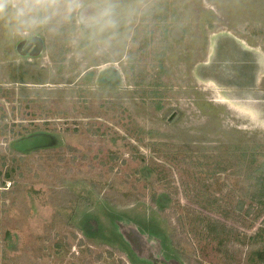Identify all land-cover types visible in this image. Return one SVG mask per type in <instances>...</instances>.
I'll list each match as a JSON object with an SVG mask.
<instances>
[{"label": "rangeland", "instance_id": "obj_1", "mask_svg": "<svg viewBox=\"0 0 264 264\" xmlns=\"http://www.w3.org/2000/svg\"><path fill=\"white\" fill-rule=\"evenodd\" d=\"M186 1L30 0L20 17L3 0L0 264H245L263 245L258 173L219 158L238 129L264 161V0ZM28 34L39 57L16 52ZM213 219L244 240L202 249Z\"/></svg>", "mask_w": 264, "mask_h": 264}, {"label": "trees", "instance_id": "obj_2", "mask_svg": "<svg viewBox=\"0 0 264 264\" xmlns=\"http://www.w3.org/2000/svg\"><path fill=\"white\" fill-rule=\"evenodd\" d=\"M14 70H15V73L17 72L16 75L20 79H23L25 77V75L27 73H29V70L27 68L18 69V67H15ZM15 82H16V80H15ZM25 83H26V81H25ZM37 83H40V82H37ZM205 103L212 105V103H210V102H205ZM24 138H26V137H24ZM251 139H252V136H249L246 132H243L242 130H238V129H234L233 131L229 130L226 138H224L223 140L221 139V146L220 147L223 146L224 148L222 150L223 153L221 154L223 157H222V159L219 158V160H223L228 164L230 162V165L233 166V168H235L237 170H241L243 167H247L249 170L253 169L254 171H256L258 173L257 181L255 183L256 187H254V193H253L252 197L258 198V201L261 202L262 207L264 208V161H261V162L259 161V158H258L259 154L257 152V146L256 145L253 146L254 149H252V148L250 149L251 152H249V155L246 158L248 148L251 147L250 146ZM20 144H21V140L15 142V146L17 147V149L23 150L22 148H20ZM185 145H187L189 148L193 149V147L190 145V143H185ZM163 155H165V154H163ZM167 155L169 157H174V158L179 159V157L181 156V153L174 152L172 154H167ZM189 156L193 157V155L191 153L189 154ZM184 158H186L185 155H184ZM223 168H226V166H224ZM2 173H3V170L0 168V175H2ZM5 176L10 178L11 174L9 172H5ZM6 179L5 178L2 179L3 186H5ZM218 189H221V188H218ZM247 191H249V190H247ZM205 209H207V207ZM202 219H207V220L210 219L209 221L211 222V217L209 218L208 215L202 217ZM213 221L214 222L211 223V226H210L211 229L210 230L216 231V234H209V235L201 234L200 242H202V244H201L202 249H205V247L203 245V243H204L203 241H206L208 245L211 243L210 241H207L206 237L211 238L212 242L215 241L213 239L218 240V243H217L218 245L216 246L217 249H220L219 245H221L226 239L232 237L230 235H235V238L237 240H239V239L241 241L244 240V239L239 238V236H238L239 234H227V228H226L227 225L224 224V222H221L219 219L218 220L213 219ZM261 231H262V233L260 232L261 234L251 235L250 239L252 241H257V242L262 241L263 245L258 247V248L251 250V252L249 253V256H248V260L245 262V264H264V230L261 229ZM139 235L144 236L145 239H148L151 243H156L157 240L161 241L162 246H165L163 239L160 240L159 238H157V240H156V238H153V237H148V236L146 237L145 235H142V234H139ZM139 238L141 239L142 237H139ZM126 239L127 238H125L124 240H121L122 243H129V241ZM130 245H131V243H130ZM128 248H129V246H128ZM205 252H206V250L202 251L204 257L207 255V253H205ZM133 255H135L134 250L132 252H130V256H133ZM165 259L163 257L161 260L157 261L156 264H159L160 261L167 263V261H166L167 259L166 260ZM207 259H209V257ZM219 261L220 262H218L217 264H223L224 263V260H222V261L219 260ZM212 262H214V261L210 260L209 264H213ZM224 264H226V263H224ZM227 264H239V263L227 262Z\"/></svg>", "mask_w": 264, "mask_h": 264}, {"label": "flooded vegetation", "instance_id": "obj_3", "mask_svg": "<svg viewBox=\"0 0 264 264\" xmlns=\"http://www.w3.org/2000/svg\"><path fill=\"white\" fill-rule=\"evenodd\" d=\"M91 19H93V18H90L89 20H91ZM102 19H103V18H100V20H102ZM96 21H97V19H94V22H96ZM90 29H91V28H90ZM32 36H33V34H28V35H26V36L20 37V38L17 40L16 44H15V46H16V47H15L16 52H17L18 54H20L21 56H26L27 59H29V58H31V57H39L38 55L31 53V52H33V47H34V46H31V47L27 50V52H25V47L28 45V43H29V41H30V39H31ZM23 40H26L25 45H24V47H21L20 50H18L17 45H18L19 42H21V41H23ZM23 63H25V62H23ZM24 68H25V67H24ZM88 68H89V67H88ZM27 69H28V68H27ZM30 138H33V139L35 140L34 143H33V146H32V147H35V146L37 147V146H40V145H45V144H48L50 141L55 140L53 135H51V134H49V133H46V132L29 135V136H27V137L25 138V140L31 142V141H30ZM32 142H33V141H32ZM160 262H163V261H160ZM163 263H164V262H163ZM164 264H167V263H164Z\"/></svg>", "mask_w": 264, "mask_h": 264}, {"label": "water", "instance_id": "obj_4", "mask_svg": "<svg viewBox=\"0 0 264 264\" xmlns=\"http://www.w3.org/2000/svg\"><path fill=\"white\" fill-rule=\"evenodd\" d=\"M25 42H26V40H23V41H21V42L18 43V45H17L18 50H20L21 47H24ZM31 46H34V47H33V52H31V53L36 54V55H40V54L43 52L44 48H45V40H44L43 36L38 35V34L33 35V36L31 37V39H30L28 45L25 47V52H27V50H28ZM175 113H176V112H174V113L169 117V119H168L169 121L174 117ZM23 140H25V139H22L21 142H23ZM30 141H31L32 146H33V143H34L35 140H34L33 138H30ZM32 141H33V142H32ZM25 142H26V140H25ZM159 264H164V263H163V262H159Z\"/></svg>", "mask_w": 264, "mask_h": 264}, {"label": "clouds", "instance_id": "obj_5", "mask_svg": "<svg viewBox=\"0 0 264 264\" xmlns=\"http://www.w3.org/2000/svg\"><path fill=\"white\" fill-rule=\"evenodd\" d=\"M30 0H23V6L18 8V16L23 17L26 14V9L29 4ZM36 3L43 2V0H35ZM80 0H73L74 5H79ZM3 0H0V8H2ZM101 17H108L110 16V11L105 9L101 14ZM108 24H112L113 22L111 20L107 21Z\"/></svg>", "mask_w": 264, "mask_h": 264}, {"label": "crops", "instance_id": "obj_6", "mask_svg": "<svg viewBox=\"0 0 264 264\" xmlns=\"http://www.w3.org/2000/svg\"><path fill=\"white\" fill-rule=\"evenodd\" d=\"M183 1H186V0H183ZM152 2H153V0H152ZM186 2H187V1H186ZM149 3H151V0H143V4H145V5H146V4H149ZM183 3H184V2H182V4H181V7H180V9H181V10L183 9L182 7H183V6H184V4H185V3H184V4H183ZM187 3H188V2H187ZM205 9H207V7H206ZM209 9H210V8H209ZM203 10H204V9H203ZM197 11H198V10H197ZM199 12H200V11H199ZM199 12H198V13H199ZM184 21H188V19H187V20H186V19H185V20H183V22H184ZM129 23H132V20H131V21H129ZM138 23H139V22H138ZM209 29H212V28H211V26L209 27ZM177 30H178V29H177ZM111 35H113V34H111ZM111 35H110V36H111ZM125 55H126V53H124V55L122 56V58H124V57H125ZM120 60H121V59H120ZM120 60L118 59V61H120ZM102 62L111 63V62H112V59H110V58H107V59H105V60H104V61H102ZM95 64H97V63H95ZM0 229H1V228H0Z\"/></svg>", "mask_w": 264, "mask_h": 264}]
</instances>
